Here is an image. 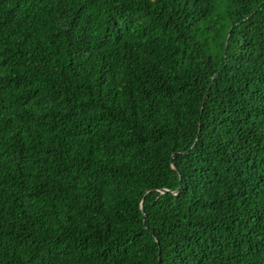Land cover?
<instances>
[{
    "label": "trees",
    "instance_id": "16d2710c",
    "mask_svg": "<svg viewBox=\"0 0 264 264\" xmlns=\"http://www.w3.org/2000/svg\"><path fill=\"white\" fill-rule=\"evenodd\" d=\"M0 264H264V0H0Z\"/></svg>",
    "mask_w": 264,
    "mask_h": 264
}]
</instances>
